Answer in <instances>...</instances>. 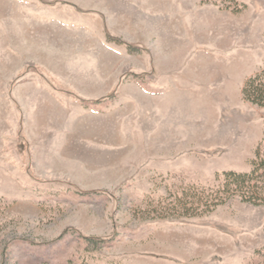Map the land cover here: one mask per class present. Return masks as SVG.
Returning a JSON list of instances; mask_svg holds the SVG:
<instances>
[{
  "label": "rangeland",
  "instance_id": "rangeland-1",
  "mask_svg": "<svg viewBox=\"0 0 264 264\" xmlns=\"http://www.w3.org/2000/svg\"><path fill=\"white\" fill-rule=\"evenodd\" d=\"M14 1L0 0V264H264V205L157 211L252 170L264 107L242 89L264 64V0ZM184 19L201 35L181 40ZM181 55L200 67L186 75Z\"/></svg>",
  "mask_w": 264,
  "mask_h": 264
},
{
  "label": "trees",
  "instance_id": "trees-1",
  "mask_svg": "<svg viewBox=\"0 0 264 264\" xmlns=\"http://www.w3.org/2000/svg\"><path fill=\"white\" fill-rule=\"evenodd\" d=\"M243 99L264 107V64L261 70L244 83ZM219 185L212 188L189 186L181 193L171 194L172 201L161 205L158 218H198L213 213L234 198L255 206L264 205V139L255 152L250 172L226 171Z\"/></svg>",
  "mask_w": 264,
  "mask_h": 264
},
{
  "label": "crops",
  "instance_id": "crops-1",
  "mask_svg": "<svg viewBox=\"0 0 264 264\" xmlns=\"http://www.w3.org/2000/svg\"><path fill=\"white\" fill-rule=\"evenodd\" d=\"M74 1L77 2V0H74ZM14 2H15L14 0H6L7 6H8V10L11 9L12 4H14ZM108 2H111V0H88V4L94 6V8H97V9H99L102 5L110 4ZM183 22H184V29H183L182 32H180V36H179V38H181V40L186 39L188 41H191V38L193 36L198 37L199 35H201V29L199 27L193 26V25H189V24L187 25L186 24V19H184ZM8 34L11 37L13 35V33H10V32ZM182 58L185 61L184 65L186 66V68H185L186 69V73H187L186 75H188V76L194 69L200 67V66H197V65H201V63H199L198 60L197 61L195 60L194 62L192 60L188 61V58H187L186 55H184V56L181 55L180 60H182ZM189 59H190V57H189Z\"/></svg>",
  "mask_w": 264,
  "mask_h": 264
}]
</instances>
